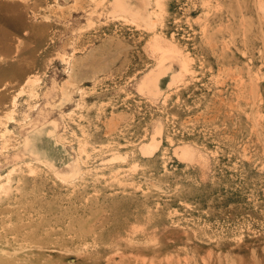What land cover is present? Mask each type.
Segmentation results:
<instances>
[{"label": "rangeland", "instance_id": "374dc122", "mask_svg": "<svg viewBox=\"0 0 264 264\" xmlns=\"http://www.w3.org/2000/svg\"><path fill=\"white\" fill-rule=\"evenodd\" d=\"M114 1L0 0V264H264V0Z\"/></svg>", "mask_w": 264, "mask_h": 264}, {"label": "bare ground", "instance_id": "6f19581e", "mask_svg": "<svg viewBox=\"0 0 264 264\" xmlns=\"http://www.w3.org/2000/svg\"><path fill=\"white\" fill-rule=\"evenodd\" d=\"M91 1V0H90ZM92 1H96V0H92ZM105 1H108V0H102V4H103V2H105ZM149 1V0H148ZM158 2H157V6L159 5L160 6V9L163 7V0H162V2H161V0H157ZM154 2L156 3V1L154 0ZM140 3V2H139ZM142 3V2H141ZM162 3V4H161ZM107 4H108V2H107ZM114 4H115V6H117V7H119L120 9H125V10H128V11H130L131 13H133V14H140V12L137 10V9H133L129 4H128V2H127V0H115L114 1ZM99 5V4H98ZM147 6H149V4L147 5ZM156 6V5H155ZM104 7V6H103ZM96 9V8H95ZM88 11H90V9H88ZM62 12V11H61ZM92 12V11H91ZM90 12V13H91ZM125 12V11H124ZM150 13H151V10L149 11ZM154 12H157V11H154ZM162 12V9H161V11H160V13ZM131 13H129V14H131ZM159 15H160V13H159V11L157 12ZM154 14H156V13H154ZM157 14V15H158ZM132 15V14H131ZM156 15V16H157ZM123 16V15H122ZM162 16V15H161ZM119 18H120V16H119ZM122 18V17H121ZM123 19V18H122ZM124 19H126V17H124ZM160 20V16H159V18L157 17V22ZM124 21V20H123ZM145 21V20H144ZM153 21V20H152ZM127 22H130V20H127ZM131 22H133V21H131ZM130 22V23H131ZM156 21H154L153 22V24L155 23ZM133 23H135V22H133ZM145 24V23H144ZM152 24V26H155V25H153ZM135 25H136V23H135ZM137 25H139L138 24V22H137ZM144 26V25H143ZM142 27V26H141ZM150 30V29H149ZM171 45H172V43H171ZM154 46H155V48L157 49V50H161V48H162V46L160 45V43L158 42V39L156 38L155 39V43H154ZM170 46V45H169ZM173 47V49H174V46H172ZM167 50H169V49H167ZM172 50V49H171ZM170 51V50H169ZM74 52V51H73ZM156 52V51H155ZM165 53H167V51H165ZM164 52H163V55L165 54ZM73 54V53H72ZM173 54H175L174 52H173ZM162 55V54H161ZM162 55V56H163ZM177 55V54H176ZM161 56V57H162ZM180 56H182V55H180ZM173 57H174V55H173ZM185 58V57H184ZM187 59H189V58H187ZM167 60V59H166ZM189 60H191V59H189ZM193 60V59H192ZM180 61V60H179ZM188 61V60H187ZM186 61V58H185V61H183V58H182V61H181V63L183 62V67H187V62ZM187 62V63H186ZM191 62V61H190ZM161 67V66H160ZM159 69V68H158ZM171 71V70H170ZM37 78H30L28 81H27V83H26V87H28V89H30V91H33L34 92V86H36V83H37ZM170 83V82H169ZM75 85V84H74ZM25 88V87H24ZM24 88H23V90H24ZM20 92H21V90H20ZM19 93V92H18ZM38 95V94H37ZM64 96V95H63ZM14 102V101H13ZM35 108V107H34ZM12 110V109H11ZM7 115V114H6ZM11 116H12V114H11ZM9 117V116H8ZM12 119H14L13 117H11ZM10 118V119H11ZM30 120V119H29ZM24 123V122H23ZM2 124V123H1ZM3 144H4V142H3ZM25 145V144H24ZM27 145V144H26ZM29 145V144H28ZM4 146V145H3ZM151 146H153V147H155V141H153L152 143H151ZM4 147H6V146H4ZM83 148V147H82ZM80 150L81 151H84L83 149H81L80 148ZM36 156V155H35ZM119 158H120V156H119ZM30 165V164H29ZM30 167V166H29ZM28 167V168H29ZM33 168H31V170H32ZM0 177H1V175H0ZM7 179H8V176H7ZM7 183H8V181H7ZM2 186V185H1ZM4 186V185H3ZM1 188V187H0ZM1 190H2V188H1ZM9 191V190H8ZM7 192V191H6ZM7 194V193H6ZM6 252H7V250H6ZM10 253V252H9ZM9 255V254H8ZM187 261V260H186Z\"/></svg>", "mask_w": 264, "mask_h": 264}]
</instances>
